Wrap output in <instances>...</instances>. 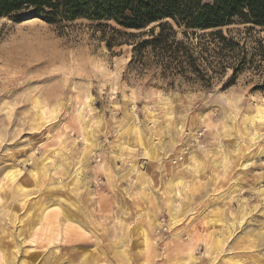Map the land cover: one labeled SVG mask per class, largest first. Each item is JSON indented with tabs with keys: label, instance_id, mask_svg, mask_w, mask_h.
I'll return each mask as SVG.
<instances>
[{
	"label": "rangeland",
	"instance_id": "rangeland-1",
	"mask_svg": "<svg viewBox=\"0 0 264 264\" xmlns=\"http://www.w3.org/2000/svg\"><path fill=\"white\" fill-rule=\"evenodd\" d=\"M150 27L0 18V264H264V68L170 84Z\"/></svg>",
	"mask_w": 264,
	"mask_h": 264
},
{
	"label": "trees",
	"instance_id": "trees-1",
	"mask_svg": "<svg viewBox=\"0 0 264 264\" xmlns=\"http://www.w3.org/2000/svg\"><path fill=\"white\" fill-rule=\"evenodd\" d=\"M27 16L50 24L87 20L111 28L114 35H127L118 28L142 31L151 26L129 34L148 36L132 44L130 63L157 70L170 84L181 77L207 87L227 71L235 80L245 70L264 68V0H0V18L19 23ZM231 26L244 28L234 34ZM256 27L263 36L249 45ZM105 43L108 49L122 44L116 36ZM262 79L254 90L264 91Z\"/></svg>",
	"mask_w": 264,
	"mask_h": 264
}]
</instances>
